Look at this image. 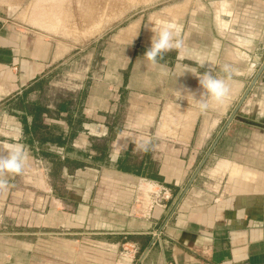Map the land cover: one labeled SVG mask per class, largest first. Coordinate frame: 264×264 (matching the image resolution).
<instances>
[{
    "label": "crops",
    "instance_id": "crops-1",
    "mask_svg": "<svg viewBox=\"0 0 264 264\" xmlns=\"http://www.w3.org/2000/svg\"><path fill=\"white\" fill-rule=\"evenodd\" d=\"M44 1L56 8L60 0L34 7ZM30 2L0 0V144L19 141L28 154L21 173H0V264H264V71L184 193L264 63V0H190L187 44L158 57L167 71L136 49L122 67L86 68L64 93L71 118H84L71 146L99 157L90 140L109 138L107 151L55 181L23 132L22 118L30 125L32 117L22 107L38 103L42 125L66 135L70 118L50 87L78 53L22 19ZM184 64L227 79L229 94L206 111L190 98L175 102L173 87L199 95ZM156 189L170 195L164 207L152 204Z\"/></svg>",
    "mask_w": 264,
    "mask_h": 264
},
{
    "label": "rangeland",
    "instance_id": "rangeland-1",
    "mask_svg": "<svg viewBox=\"0 0 264 264\" xmlns=\"http://www.w3.org/2000/svg\"><path fill=\"white\" fill-rule=\"evenodd\" d=\"M189 1L60 0L56 8H51L47 1L34 7L35 0H31L30 5L22 9L24 14L21 17L31 28H37L48 37L54 47L78 53L51 82L49 95L57 99L61 94L76 88L86 68L98 70L124 66L131 49L144 53L150 46L152 33L149 29L152 26L161 22L177 24L178 16L186 14L184 22L179 25V38L183 40L190 27L187 16ZM131 37H134L132 42L127 40ZM187 41L184 40L183 44H187ZM234 94L238 95V99L241 93ZM237 99L231 106L237 103ZM259 122L261 124H257L258 127L264 129V116ZM145 188L143 186L141 189V196Z\"/></svg>",
    "mask_w": 264,
    "mask_h": 264
},
{
    "label": "clouds",
    "instance_id": "clouds-1",
    "mask_svg": "<svg viewBox=\"0 0 264 264\" xmlns=\"http://www.w3.org/2000/svg\"><path fill=\"white\" fill-rule=\"evenodd\" d=\"M179 30V25L171 22H161L155 27L152 26L149 29L152 33L149 42L150 46L144 51L141 58L156 66L159 71H167L166 65L159 64L158 57L165 52L179 49L184 46L183 41L179 38ZM202 66L203 65H200V67ZM181 67L184 68L183 75L186 72L193 75V72L190 70L192 66L184 64L181 65ZM193 76L198 80V97L195 92L173 87L172 91L176 94L175 102L182 99L188 104L190 98L194 104L199 106L200 110L206 111L210 105L221 103L230 92L228 80L215 75L214 71L209 70L204 73H199L198 70H196V74ZM27 155L26 146L19 141L0 144V173H21ZM5 187L6 184L0 182V188Z\"/></svg>",
    "mask_w": 264,
    "mask_h": 264
},
{
    "label": "trees",
    "instance_id": "trees-1",
    "mask_svg": "<svg viewBox=\"0 0 264 264\" xmlns=\"http://www.w3.org/2000/svg\"><path fill=\"white\" fill-rule=\"evenodd\" d=\"M79 97L81 101L83 96L80 95ZM71 99V94H61V96L56 99L59 101L57 106L58 112H66L67 116L70 118L68 121L69 130L66 135L58 134L54 128L42 125L41 117L43 113L47 114V110L38 103H29L22 107L24 116L29 115L32 117L30 125L24 121V117L22 118L23 132L27 135L29 143L34 141L37 142L39 148L41 149L40 155L50 162V177H52L54 181L59 178L60 172L63 168L72 172L76 169L92 166L94 163L101 161L108 147L109 138L90 140L91 150L98 153L100 155L99 157H90L88 154L76 152L72 148L71 142L78 132L82 130L84 118L77 112L75 117L71 118V115H73L71 112L73 110L70 109V107H72ZM46 142L62 148L66 155L62 158L60 154L51 153L43 149L42 146ZM71 154H74V156Z\"/></svg>",
    "mask_w": 264,
    "mask_h": 264
},
{
    "label": "water",
    "instance_id": "water-1",
    "mask_svg": "<svg viewBox=\"0 0 264 264\" xmlns=\"http://www.w3.org/2000/svg\"><path fill=\"white\" fill-rule=\"evenodd\" d=\"M264 71V63L262 64V66L260 67L259 71L257 72V74L254 76V78L252 79V81L249 83L245 93L243 94V96L240 98V100L238 101L237 105L235 106L233 112L231 113V115L229 116L227 123L223 129V131L219 134V136L217 137V139L214 141V143L211 145V147L208 149V151L206 152L205 156L203 157V159L201 160L199 166L197 167L196 171L194 172L193 176L191 177L187 187L184 190V193L187 191V189L189 188V186L191 185V183L195 180L196 176L198 175L200 169L202 168V166L205 164L206 160L208 159V157L211 155L213 149L215 148V146L217 145L222 133L224 132V130L226 129V127L230 124V122L234 119V117L236 116L239 108L241 107V105L243 104V102L246 100V98L248 97V95L250 94L251 90L253 89V87L256 85L258 78L261 76V74ZM264 81V77L262 79Z\"/></svg>",
    "mask_w": 264,
    "mask_h": 264
},
{
    "label": "built area",
    "instance_id": "built-area-1",
    "mask_svg": "<svg viewBox=\"0 0 264 264\" xmlns=\"http://www.w3.org/2000/svg\"><path fill=\"white\" fill-rule=\"evenodd\" d=\"M149 189L151 190V188H148V190ZM152 194H154V200L152 201L154 206L164 207V202L170 199V195L162 189H156Z\"/></svg>",
    "mask_w": 264,
    "mask_h": 264
},
{
    "label": "bare ground",
    "instance_id": "bare-ground-1",
    "mask_svg": "<svg viewBox=\"0 0 264 264\" xmlns=\"http://www.w3.org/2000/svg\"><path fill=\"white\" fill-rule=\"evenodd\" d=\"M101 2V1H100ZM137 2V1H136ZM102 6V5H101ZM79 17V16H78Z\"/></svg>",
    "mask_w": 264,
    "mask_h": 264
}]
</instances>
